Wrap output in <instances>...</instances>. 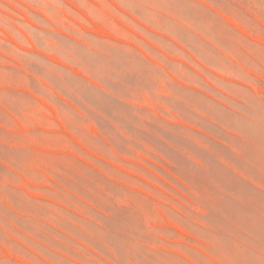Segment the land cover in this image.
<instances>
[{"label": "rangeland", "instance_id": "1", "mask_svg": "<svg viewBox=\"0 0 264 264\" xmlns=\"http://www.w3.org/2000/svg\"><path fill=\"white\" fill-rule=\"evenodd\" d=\"M0 264H264V0H0Z\"/></svg>", "mask_w": 264, "mask_h": 264}]
</instances>
